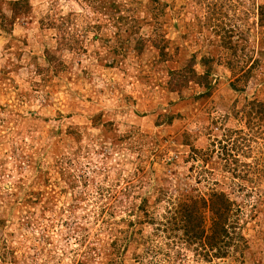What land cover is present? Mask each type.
Returning <instances> with one entry per match:
<instances>
[{
  "label": "rangeland",
  "instance_id": "1",
  "mask_svg": "<svg viewBox=\"0 0 264 264\" xmlns=\"http://www.w3.org/2000/svg\"><path fill=\"white\" fill-rule=\"evenodd\" d=\"M0 264H264V0H0Z\"/></svg>",
  "mask_w": 264,
  "mask_h": 264
},
{
  "label": "trees",
  "instance_id": "2",
  "mask_svg": "<svg viewBox=\"0 0 264 264\" xmlns=\"http://www.w3.org/2000/svg\"><path fill=\"white\" fill-rule=\"evenodd\" d=\"M15 4H19L18 2L17 3H15ZM20 5V4H19Z\"/></svg>",
  "mask_w": 264,
  "mask_h": 264
}]
</instances>
